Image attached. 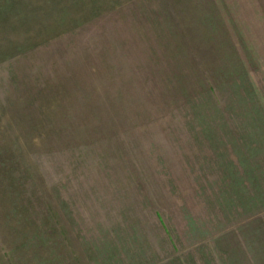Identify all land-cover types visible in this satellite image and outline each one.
Returning a JSON list of instances; mask_svg holds the SVG:
<instances>
[{"label":"rangeland","instance_id":"374dc122","mask_svg":"<svg viewBox=\"0 0 264 264\" xmlns=\"http://www.w3.org/2000/svg\"><path fill=\"white\" fill-rule=\"evenodd\" d=\"M0 264H264V0H0Z\"/></svg>","mask_w":264,"mask_h":264}]
</instances>
